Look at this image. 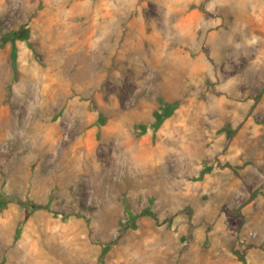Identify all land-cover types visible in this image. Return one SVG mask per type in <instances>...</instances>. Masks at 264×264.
Instances as JSON below:
<instances>
[{
	"label": "rangeland",
	"instance_id": "obj_1",
	"mask_svg": "<svg viewBox=\"0 0 264 264\" xmlns=\"http://www.w3.org/2000/svg\"><path fill=\"white\" fill-rule=\"evenodd\" d=\"M0 264H264V0H0Z\"/></svg>",
	"mask_w": 264,
	"mask_h": 264
},
{
	"label": "trees",
	"instance_id": "obj_2",
	"mask_svg": "<svg viewBox=\"0 0 264 264\" xmlns=\"http://www.w3.org/2000/svg\"><path fill=\"white\" fill-rule=\"evenodd\" d=\"M175 106L176 104L166 103L165 105H162L158 110L154 111L155 128L158 127L166 117L171 115Z\"/></svg>",
	"mask_w": 264,
	"mask_h": 264
},
{
	"label": "water",
	"instance_id": "obj_3",
	"mask_svg": "<svg viewBox=\"0 0 264 264\" xmlns=\"http://www.w3.org/2000/svg\"><path fill=\"white\" fill-rule=\"evenodd\" d=\"M226 166H231L230 163H225ZM253 197V194L251 195Z\"/></svg>",
	"mask_w": 264,
	"mask_h": 264
}]
</instances>
